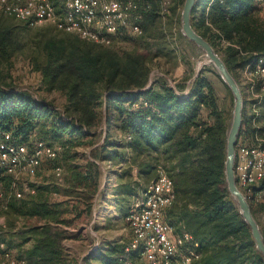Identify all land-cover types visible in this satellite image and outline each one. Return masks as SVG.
<instances>
[{
	"label": "trees",
	"instance_id": "1",
	"mask_svg": "<svg viewBox=\"0 0 264 264\" xmlns=\"http://www.w3.org/2000/svg\"><path fill=\"white\" fill-rule=\"evenodd\" d=\"M136 1L142 29L138 37H143L157 26L160 15L153 0ZM260 2L197 0L192 8V27L216 53L219 45L224 46L222 59L234 78L233 69L253 68L256 56H264ZM61 33L43 39V62L38 68L42 89L65 98L61 109L37 101L29 92L0 87V134L10 133L13 140L24 143L39 129L60 148L55 164L64 168L61 182H44L30 197L12 199L5 210L30 222L24 233L30 245L21 255L26 264H78L62 241L75 236L67 226L91 213L100 176L95 160L121 159L108 147H127L138 155L161 149L163 157L156 161L152 179L158 166L172 179L175 198L164 219L175 234L189 233L198 244L195 264H264L227 190V123L210 81L197 76L187 95L166 83L140 90L150 72L146 52L116 50ZM13 43L12 31L0 30V48ZM261 86L258 83L255 91ZM261 100L264 106V96ZM245 111L238 138L255 131L254 114ZM263 119L264 110H259L255 120L264 130ZM80 148L89 149V156L81 155ZM2 180L6 189L8 178ZM144 186L133 189L132 200ZM51 195L57 196L55 201ZM250 209L255 218L264 205L250 204ZM124 246L109 247L101 264H125ZM127 257L137 264L136 252Z\"/></svg>",
	"mask_w": 264,
	"mask_h": 264
},
{
	"label": "rangeland",
	"instance_id": "2",
	"mask_svg": "<svg viewBox=\"0 0 264 264\" xmlns=\"http://www.w3.org/2000/svg\"><path fill=\"white\" fill-rule=\"evenodd\" d=\"M163 1L153 0L160 17L157 26L149 31V34L138 37L125 31L123 35L114 37L111 47L116 50L137 48L146 52L149 56L150 69L146 86L149 84L150 87L153 86L155 89L158 84L166 83L179 93L184 92L186 89L189 92L197 76L206 77L213 86L220 107L225 113L228 129L233 111L232 93L217 74L214 66L207 62L205 52L182 34L181 11L184 0H166L168 1L167 4H164ZM258 6L260 17L264 20V8L260 4ZM164 9H168V13ZM7 29L12 31V38L15 43L0 48V87L29 92L37 101L49 102L61 109L65 98L57 91L46 92L42 89L41 74L38 68L43 62V39L49 36L60 37L62 33L49 25L28 27L23 22L0 12V30ZM223 47L218 46L217 53L221 58L225 54ZM233 74L242 93V111L245 109L246 114L249 115L256 100L249 94L247 76L241 66L233 69ZM259 92L263 97L264 89H260ZM261 104L262 100L257 104V107L262 111L264 106ZM261 122L263 124L264 119ZM102 126L105 127L104 120ZM29 139H43L48 144L58 147L57 144L48 141L39 129H36ZM126 139L129 138L126 137ZM100 142L101 139L97 145ZM78 151L81 155L89 156V149L80 148ZM153 153L154 151H149L145 156H142L147 162L145 174H149L145 179H141L142 182H137L136 179L132 178L131 168H128V171L121 172V168L115 166L119 165L120 162L117 157L108 156L103 160H95L100 170L97 197L93 199V204L96 200L95 209L92 204L91 213L67 226L66 229L75 236L62 241L64 248L76 258L78 264H101V255L109 247L115 244L124 246L130 240V233L124 222V217L133 201L131 198L133 189L138 183L147 185L149 180L154 177L156 159L152 155ZM105 160H110L111 165L105 164ZM103 164L106 166V185L100 182ZM51 167L52 164L44 161L37 176L34 178L24 177V181L34 188L44 184V182L54 184L55 177L51 172ZM116 170L121 173L113 175L109 172ZM116 174L117 176H115ZM3 178H1L0 188L5 190ZM31 195L33 194L25 193L27 198ZM56 197L51 195L50 199L55 201ZM116 203L118 208L114 206ZM261 218L258 214H255V220L264 238V221ZM29 223V221L17 217L10 211L1 210L0 242H3L14 254L22 255L30 245V241L24 240V233ZM136 260L137 264H145L138 256Z\"/></svg>",
	"mask_w": 264,
	"mask_h": 264
},
{
	"label": "built area",
	"instance_id": "3",
	"mask_svg": "<svg viewBox=\"0 0 264 264\" xmlns=\"http://www.w3.org/2000/svg\"><path fill=\"white\" fill-rule=\"evenodd\" d=\"M260 5L264 8V0ZM164 11L168 13V9ZM0 12L28 27L49 25L100 46H111L114 37L125 31L142 35L138 23L140 6L136 0H0ZM255 59L253 68L248 65L243 69L249 94L256 100L251 110L255 131L249 137L237 139L233 165L235 184L253 207L264 205V130L255 120L259 113L257 104L262 98L255 87L260 83V89H264V56ZM187 93V89L180 92ZM59 151V147L43 139L20 143L13 140L10 133L0 134V182L2 177L8 178L7 188H0V211L6 210L12 199L35 193V188L27 185L24 177H36L44 161L52 164L51 172L56 181H62L64 169L55 164ZM174 198L172 179L158 166L156 177L137 192L124 217L130 233V240L123 249L125 264H131L127 257L130 252H136L145 264H195L199 258L198 244L189 233L175 234L164 219ZM255 214L264 217V210ZM0 264H26V260L0 242Z\"/></svg>",
	"mask_w": 264,
	"mask_h": 264
},
{
	"label": "water",
	"instance_id": "4",
	"mask_svg": "<svg viewBox=\"0 0 264 264\" xmlns=\"http://www.w3.org/2000/svg\"><path fill=\"white\" fill-rule=\"evenodd\" d=\"M197 0H184L182 11H181V32L182 34L199 48L205 52V56L208 59V63L212 64L223 80L225 85L228 87L233 96V111L232 119L227 129L226 134V149H225V162L224 172L227 190L230 197L236 203L238 211L242 216L244 222L250 229L251 236L253 238L256 250L262 255L264 261V238L260 231L257 221L253 217L250 209V205L245 199L242 192L238 189L234 179V154L235 145L239 136L241 124H242V108L243 100L242 93L239 85L229 69L227 68L224 60L216 53L210 43L199 35L191 25V11ZM150 87L145 86L143 89L146 90Z\"/></svg>",
	"mask_w": 264,
	"mask_h": 264
},
{
	"label": "crops",
	"instance_id": "5",
	"mask_svg": "<svg viewBox=\"0 0 264 264\" xmlns=\"http://www.w3.org/2000/svg\"><path fill=\"white\" fill-rule=\"evenodd\" d=\"M118 137H120V136H118ZM101 142H102V140H101ZM101 142L99 143V145L101 144ZM107 149H109L112 152L115 151V152L120 153L121 159H120L119 165L117 164L115 166L116 167L119 166V168H121L120 169L121 172L122 171H128V168H131L132 178L136 179L137 182H142L141 179H145L147 176H149L148 174L147 175L145 174L147 162L142 158V156H145L146 153H140L138 155V153L134 152L132 149L127 148V147L126 148L108 147ZM152 155L155 157L156 161L162 160L163 154L161 152V149L154 151V153ZM107 163L111 165L110 160L109 161L105 160V164H107ZM105 164H103V166L101 167L102 175H101L100 182L103 185H106V181H105L106 166H105ZM109 172L112 173L113 175L115 173H117V174L121 173V172H118L117 170L116 171H109ZM117 174L115 176H117ZM125 176H126V174H125ZM144 185H145L144 183H138L137 184V186H144ZM96 197H97V195L95 196V199H96ZM95 201L93 204L94 209H95ZM98 201L100 202V200H98ZM114 206H115V208H118L117 203ZM258 211H260V210H258ZM261 219L264 221V217H262Z\"/></svg>",
	"mask_w": 264,
	"mask_h": 264
},
{
	"label": "bare ground",
	"instance_id": "6",
	"mask_svg": "<svg viewBox=\"0 0 264 264\" xmlns=\"http://www.w3.org/2000/svg\"><path fill=\"white\" fill-rule=\"evenodd\" d=\"M207 62H208V59H207Z\"/></svg>",
	"mask_w": 264,
	"mask_h": 264
}]
</instances>
